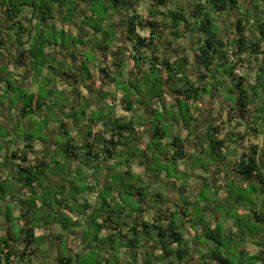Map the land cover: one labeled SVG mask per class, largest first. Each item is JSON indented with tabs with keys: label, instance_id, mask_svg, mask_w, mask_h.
Instances as JSON below:
<instances>
[{
	"label": "crops",
	"instance_id": "0c3cea01",
	"mask_svg": "<svg viewBox=\"0 0 264 264\" xmlns=\"http://www.w3.org/2000/svg\"><path fill=\"white\" fill-rule=\"evenodd\" d=\"M7 1L8 0H0V20L3 23L2 25H0V33L7 40L6 44H4V46L0 49V78H3V82H0V114L3 115V120L8 119L10 121L9 115L10 113H12L13 116L11 115V118H14L13 120L15 121V123H14V127H10V128H13L14 134H16V130H18L16 129V127L20 125V123L19 122L16 123V121L17 118L20 117V115L15 110L14 104L11 103V100L15 98V91H18L17 89H19L20 91H23L26 94L27 92L33 94L38 93L39 95L45 97L44 107L41 108L39 112L35 111L31 115L28 116L26 115L25 117H22L21 125H23L24 128L26 126L28 129L33 131V125H34L33 123L37 121L36 118L37 115L43 117V120H46L47 122H45L46 125L44 126V129L40 131L39 134L40 137H36V138L34 137L33 140L31 141L32 151L27 152L25 161H20V159L18 158H12L11 154L13 151L22 152L23 147L27 143V140L25 138L22 139L19 136H17L18 139L20 138L19 140L16 139L17 142L11 140V138L9 137L10 133H8L9 130L8 120L6 122V124L8 123L6 128L3 126V124L0 123V131L6 134V136L3 137L0 136V151L1 150L4 151V155L0 153V182L3 180L9 183H13L12 187L14 188V192L12 193L1 188L0 193H2V195L0 196V198H4L6 193L17 194L19 196V199L17 201L19 205L15 203L16 201L12 202L6 200L2 201V204H0V214H1L0 239H4L7 237L14 239L23 238V233H19L20 232L19 229L27 226V219H25V217H27V214H25V212L27 210V198L30 196V192L27 191V186L23 187L22 184H20V182H18L16 179L18 164L20 165V167H22L24 165H27V162L29 163L35 162L34 158L38 157L43 162H47L48 169L45 170L41 175V180L39 181V185L34 184V186H32V190L33 192H35L34 195H36V198L34 200V204H35L34 218L38 219V221L37 222L35 221L34 223L33 230H34V236L41 240L39 241L40 243L37 247V252L32 256H30V264H33L34 263L33 259H35L38 256V254L41 253L40 247L43 244V242L47 240V237L51 234V232L54 233V236L57 240L60 239L61 242L63 241L66 242L67 245L65 247L66 254L61 256L65 257L72 255L76 257L77 260L81 254H85L87 251L83 252L81 251V249L79 250V247H76V244L77 243L81 244V242L85 244L87 240L91 238L93 234L92 233L93 226L91 225V216H92L91 213L93 209L95 210L99 207V202L102 196H104L105 203H109V204L115 203L123 211V214H119L117 217H114L110 219L108 222L104 223L103 229L97 234V239L95 240V244L100 245V247H101L100 243L104 245L103 246L104 249L99 251L102 253H98L99 254L98 262L102 264H108L107 260H109L111 257L116 256L115 264H122L123 262L121 261V257L122 254L125 253L126 255L131 256V261H129V264H134L133 258L136 260L137 263H139L134 253L132 252L131 254L132 251L131 248L127 249L126 247L125 248L122 247V243L126 239L125 237L124 238L120 237L128 232V229L133 224L132 223L133 218L139 214L140 210H142L141 221H143L147 226H151L153 220L156 218L155 216L160 211L168 213V215H166V218H163V220L164 219L170 220L172 218L175 221V217L173 215L176 213L168 212L169 210H173L171 208L169 209L170 206L168 202L170 200L169 198L167 199V204L165 205H163V203L166 202V201L163 202L164 198L163 199L160 198L161 202L159 204L161 206L163 205V209H161V207L159 209L155 207H150L149 204H147L146 202L147 195L149 194L150 189L157 185L158 177L160 173H158V176L147 175V171H145L144 168L145 165H140L141 160H145V162H147L146 158L139 159L140 157L139 158L138 156L136 157V154L130 155L131 152L127 151L128 145L130 142H132L133 139L130 137V134H129L130 142L124 147L123 146L118 147L113 152L110 151L111 153L109 152V150L106 149V144L101 142V140H109L112 134L111 123L113 119L116 118L122 119V117H124L123 121L130 124L132 127V131L134 130L136 134H139L140 131L145 132V130H147L148 135H149V131L151 135V131L153 128V126L148 123L149 117L152 116L150 115L149 112H145L144 108L140 107L137 104H133L135 107L130 109L129 103L124 101L125 97H128V92L127 89L120 90L118 87L115 86L116 80H118V78H114L110 73H109L110 77L112 78H106L105 76L102 75V73H100V68H105V62L109 60V57H111L110 55H113L112 58L113 60L111 63L112 67L110 70L113 69V71H115V69H117L116 73H118L121 70V68L125 70L128 73V78L126 79L122 77L120 79L123 80L125 84L126 83L129 84V89H131L132 83L137 81L138 78H132V75L134 73L131 74V72H128L127 70L128 67L133 68V66L130 64L129 61L131 48H128L129 49L128 50L125 46V44L126 45L128 44L125 40L126 28L124 32H121V30L118 29L120 31L119 36L123 37L120 38V40L123 39V43L125 42L124 44L116 41L117 35L113 33L109 34L107 32H103L102 33L103 35L101 34V38L104 36V34L107 33V35L109 36L111 35L112 40L109 43V48L106 51H101L98 48V44H100L101 42L100 41L101 38H98L100 32L86 28L87 25L81 24L80 17L78 16V15L89 16L90 10L88 12L82 10H76L73 16L71 15L70 20L63 22L62 24L60 22L58 23L61 26L60 28H57V26L54 28L52 27L53 25L50 26L52 24L51 21L53 20L52 17L54 14L53 12H58L59 14V11L61 10L60 9L61 4H59L60 0H55L50 7L51 18L47 20L49 26L46 23L47 21H45L43 26H40L41 23L37 21L36 24L34 25V30L32 28H27L23 24V20L27 19V17L23 15L24 9H27V7H23V9H21V12L19 14L20 19L18 18V20L22 24L21 25L22 29L20 30L22 33L19 34L20 36L19 38H15L14 37L15 31L18 30L16 28H10L9 25H7L4 20L5 2ZM78 1L81 3V0ZM182 1L183 0H171V3H173L174 7L173 9H168L167 12L170 10H175L177 4H180L182 7L186 8L185 5L188 4L185 3L184 5H182L181 4ZM138 2H140V0L132 1L131 7L119 5L117 8H115L112 11L113 20L111 26L114 27L117 26L116 27L117 29L120 25H124V23H122L123 20H125L126 18H128L130 15L133 14L140 17L137 12ZM88 4L90 3L88 2ZM162 8L166 9L167 7L152 6V10L149 12L152 18H146V20H150V21L158 20L155 19V17L157 14H159L160 12L159 9ZM129 9L130 11H128V14H126L124 18L123 17L118 18L117 21H114L115 14H117L121 10H129ZM186 9L188 10L189 7ZM29 13L32 14L31 12ZM77 13L79 14L77 15ZM213 15H217V14L213 13L212 16ZM256 16L258 15L256 14ZM263 18L264 17H261V19L257 20L258 22L255 25L256 26L260 25V20L264 21ZM160 19L164 20L166 18L164 16V18H160ZM256 26L253 31L254 33L253 40L250 41L247 37V40H249V42H255L259 40L258 39L259 34L256 29ZM49 28L52 29L53 31H57L61 29L68 30V33H70L71 35H75L78 38L77 41L79 42V44L76 45L82 48L85 47V44H87L86 40L88 39V37L90 38L92 36L93 38L95 36L97 37V39H100L96 43V45H93V47L90 48L92 50V57H91L92 60L88 62L86 58L82 55L83 54L82 52L81 53L75 52L76 51L75 48L72 50L68 48L63 49L64 46L60 48L58 47V44H56L57 42H55L53 45L45 44L43 47V48L47 46L49 47L46 48L47 52L45 51V54L43 55V58L47 61H50L51 59L50 58L51 52L58 51L59 54H61L60 56L56 54L57 57H52L53 61H57L58 64L57 71H50L48 68L43 69L46 73V77L49 78H40L39 75L32 73L34 68L33 66H31L32 63L30 62V60L34 61L35 58L31 56L25 55L22 63L17 65L15 61L18 56V52L21 50L25 52L27 50H30L31 47L33 46L32 41L33 39L36 38L35 36L37 35V32L43 29L42 33H46V31ZM144 29L147 30L148 28L145 27ZM248 30L249 29L247 28L246 35L248 33ZM164 33H166L167 35L170 34L166 30L164 31ZM170 36H173V34H170ZM24 37H27V39H29L27 44H25L24 42L25 41V39H23ZM17 40L20 41L21 43L20 46L17 43ZM113 43L115 44L112 46ZM260 43L262 47L261 50L264 51V42L261 41ZM165 45H167V43ZM169 46L170 48L169 47L168 48L172 50L174 49L173 47L176 46V43L174 44L170 43ZM120 50L121 51L124 50V52L126 51L128 52L122 54V52H119ZM245 55H247L248 58H253L254 60L258 61L256 70L257 69L259 70L261 60L264 58V56L257 55L255 57L254 55L250 56L248 54H244L242 56L244 62L242 64H240L238 61L236 62L238 65L240 64V66H238V68L234 71V74L237 77L242 76L245 78L243 84H245L248 94L252 96V102L249 105L248 118L244 120H240L237 117V113L231 111L230 114L227 115V111L231 106L233 107L234 103L231 102L230 99L222 97L219 91L215 92L214 97L213 98L209 97V99H208V94L201 93L199 96V100L196 103L194 104L191 102L189 103L191 107L194 108L195 106L194 113L196 114L197 119L193 123L187 126H185L184 124L181 125L180 121L174 123L176 133L175 135L172 136L171 139L165 142V146L168 148L169 155L172 154L174 151L172 147V140L174 137H179L181 140L184 141L185 144L184 151H186V148H189L191 150V154H193L194 150H196V152H198L201 155L203 154V152L202 150L198 151V149L199 148L202 149L204 146H207V142L204 137V132L207 125L211 124L213 126L219 127L218 138H223L227 142L228 146L224 150L225 155L224 158L222 157V161H217V162H219L220 164L225 163L227 167H222V165H218L217 168L211 172V174H206L207 184L211 185V187H213L214 189L216 187V182L225 177L224 174L225 168H227L228 170L227 172L228 175H231L230 169L232 168L233 179L245 180L243 177H241L235 172V169L237 167V163L240 159L241 153L247 152L251 146H256L257 148V154L259 159L258 163L261 169L262 181H263L261 184L264 185V111H261L260 108L261 107L260 98H264V90L262 89L259 90V88H256L259 84V81L257 80V73L255 78H248L239 72L242 69L240 67L246 66L247 60L244 57ZM34 56H36V53ZM117 58H118V62H120V65L114 67L113 64L118 63L115 62V59ZM97 60H99L100 62L99 64H96ZM65 66H69V69L65 71L59 70L60 68ZM142 66L148 70L147 63H144ZM97 69L99 74L96 77ZM86 70L88 72L87 75L85 73ZM105 70L106 72H109V70H107L106 68ZM66 72L68 73L69 76L73 74L72 75L73 78L80 77L79 81L74 82L73 79H71L72 77L65 76ZM83 78H91L92 84L89 86V88L86 87L89 84L88 81ZM133 79L134 81L132 82ZM188 79L190 81H196L195 76L194 78H191L190 76V78ZM215 79L217 81L222 80L224 83L226 82L225 78H215ZM5 82L10 83L14 89L12 90L7 89L5 87ZM43 84H45L47 90H43ZM227 85L230 86V83H227ZM166 86L170 88L169 85ZM167 87L165 88L166 95H161V97L162 99L165 100L164 102H166L165 104L166 106L167 105L174 106L171 102V99H174V97ZM81 90H86L85 96L84 94L81 93ZM110 90L116 94L114 98L115 101L114 106L118 109L116 114L117 113L119 114H117L118 116L115 117L114 113H112L109 116L106 115L96 120L94 117H92L90 112L101 109V107L105 103L103 98L106 96V93ZM45 92H47V94H45ZM53 93L58 95L57 98L62 97L66 99L67 100L66 106L58 105L57 98L53 99L52 101ZM92 96L93 98H98L99 101L95 99H91ZM77 99L79 101L83 100L84 102L88 101V107L86 110L82 111L80 109V106L83 105L81 104L83 101L75 102V100ZM118 99L120 100L118 101ZM159 101L160 100H158L157 98H154L152 102H156V106H160L161 103H159ZM91 104H94V106H96L97 109L91 110L90 108ZM175 108H177V105L174 107V110ZM215 110L220 111L218 113V117H219L218 119L216 118V114H214ZM4 111H8L9 114H5ZM81 112H84V114L81 115ZM43 113H45V115ZM133 114L139 116L142 114L146 115V121H147L145 122L147 124L145 126L146 129L145 128L142 129L141 125L139 128L138 126L135 125V120L134 119L132 120ZM204 114H206L205 119L208 120L202 119V115ZM82 116H85V119L80 120L79 117ZM228 117L232 118L233 120H228ZM255 118L257 119L255 120ZM131 120L133 121L132 123H130ZM227 120L230 121V123L228 122L225 123ZM203 121H206V123H204ZM249 122L252 123V126H249ZM231 123L233 124L231 127L233 129L226 130V132H224V130H222L224 129L223 126L225 124L229 126V124ZM199 125L202 126L199 127ZM253 128L256 132L253 131ZM246 130H247L246 134L245 133L242 134L243 131ZM64 131L67 132L66 133L67 136H70L73 139L71 145L74 148H77L76 151H73L72 154H68L65 148L64 143L66 137ZM249 131H252L253 133L252 132L249 133ZM140 134L142 135L143 133L140 132ZM230 134H234L235 137L233 135H231L230 137ZM237 135L243 136L244 139L238 138ZM42 136L44 137L42 138ZM135 139L136 138L134 136V140ZM235 139H237L238 141L236 140L237 141L236 142ZM151 140H152V136L151 139L147 138L146 141L142 139V145H139V143L138 145H136L139 151L141 152V154L145 152V148H148L147 146L149 144V141ZM164 140L165 137L162 139V141ZM86 143H89L90 146H93L92 153L95 154L97 158L96 160L92 161V163L85 161L83 164H81L84 160L87 159L86 155H84L86 152L85 151L86 149H84ZM10 145L11 146L13 145V148L7 149ZM184 153L186 156L190 154V152L189 154H187L186 152ZM193 157L195 156H191V158ZM132 158L134 159L132 160ZM183 160H177L176 162L180 163V161ZM130 161H133V163H131L130 167H128L127 164ZM185 170H187L188 173H190L191 171L189 167L188 168L182 167L179 164V173H182ZM160 172H163L162 168ZM191 175L193 174L191 173ZM25 176H27V173ZM135 177L137 178L142 177L143 182L141 184L136 183L133 186L130 185V187H132V190L130 191L129 195L130 197L133 196L132 201L127 203H122L121 196L125 192L124 189L125 182L129 179H134ZM171 179L172 178H170L169 181H172ZM114 181H116V184H112V182ZM250 181H256V180H250ZM190 183L191 186L193 187L194 186L201 187L203 184V182H199L198 180L195 181L192 178L190 180ZM171 191H173V194H175L177 197L180 196L179 191L177 193L176 192L177 190L174 186L173 188L171 186ZM137 192H139V194ZM186 195L188 196V194ZM134 196H136L137 198H135ZM158 196H162V195L157 194V197ZM17 198H18L17 196L14 197L15 200H17ZM171 200L174 201L175 199H171ZM133 201L135 202L137 201L138 203H143V207L138 208L139 210L138 212H137V208L133 205V203H135ZM188 203H189L188 205H190V202ZM6 205L8 206L7 211L8 208L9 210L11 209L13 216L10 215V212L8 211L9 215L8 214L4 215L5 220H3L2 214L4 212V206ZM147 206L149 209H147ZM210 208L211 206L207 204L203 207L204 210H209ZM182 211L183 212L185 211L186 213L185 206L182 209ZM180 215L182 218L186 217L182 214ZM6 216L13 217L15 219L18 225L16 231H13V224L11 223L10 220H7ZM102 218L103 216L97 218L95 220V223L102 224L103 221ZM255 219L256 222H259V217L258 214L256 213H255ZM61 221H66L67 226H68V221H72L75 223V226L74 227L69 226L70 229L64 231L61 229V225H60ZM175 222L177 223V221ZM184 224L190 226L186 218L184 219ZM224 225H225L224 230H221L220 225H218V222L214 221L208 227L209 229L220 228L222 234L230 242L236 240L237 232L235 229V225L228 221ZM194 226L198 228V231H194L190 229L189 231L190 235L188 236H185L184 229L181 228V234L183 236L184 243H186V246L183 248L184 250L188 251L187 252L188 256L184 259V261L186 262L189 261V259H194L195 261H197L196 264H204L203 257L205 255L207 256L210 253V251H214L217 248V246H215L214 243L209 247L203 246L201 244H196L195 241L197 240V236L199 237L205 236L206 228L198 223H196ZM141 230H142V226L139 228L138 239H142L143 237H145L147 243L153 241V238L155 237L153 231L149 230L148 235L145 236L141 233ZM117 234H121V235L119 237L118 236L115 237ZM113 237H115V240H113L114 244L115 242L119 241L120 245L118 247L115 246L114 248V244L113 246H111V244L108 243V242L112 243V241L105 240L106 238H113ZM100 239H102L103 242H100L99 241ZM239 240L242 244H244V246L235 251L236 256L239 255L240 258L239 261L236 262L235 264L246 263L245 262L246 256H244V254L247 255V258L254 259L249 264H264V254L262 252L263 247H261V245L264 244V232L257 231L255 237L248 239L245 238V236L241 235ZM69 244H72V246L75 245L76 247L75 251L71 252L72 248L70 249L68 248ZM20 247H23V243H21ZM136 248L138 247L132 249H136ZM159 252L160 251L158 249L151 255V256L154 255V261H152L154 264L160 262V260H156V257H158ZM168 259L170 260L169 262L171 264V260L173 259L170 257ZM104 260H106L105 263H103ZM182 263L183 261L180 262V264ZM13 264H17V263H13Z\"/></svg>",
	"mask_w": 264,
	"mask_h": 264
},
{
	"label": "trees",
	"instance_id": "16d2710c",
	"mask_svg": "<svg viewBox=\"0 0 264 264\" xmlns=\"http://www.w3.org/2000/svg\"><path fill=\"white\" fill-rule=\"evenodd\" d=\"M54 1L55 0H47L42 3H37V0H30L27 2L8 0L5 2L4 20L10 28H16L18 30L15 31L14 37L19 38V34L22 33L20 31L22 29V24L18 18L23 7H27V9L33 14L34 18L37 19L39 23H41L40 26H43L45 21L51 18L50 7ZM81 1L89 2L91 4L94 2V0ZM112 1L114 8H117L119 5L121 6V2L124 3V6H132L131 0ZM150 1L152 3L151 6L153 7H167V5H170L171 3V0ZM63 2H65V0H60L59 4H62ZM236 9H239L237 0H195L193 9L191 11L182 7L180 4H177L175 10L168 11L165 14L166 19L161 21H144L134 14L130 15L128 18L122 21L126 28L125 40L131 48L129 59L137 58L142 63L141 65L148 62V70L150 71L160 70V68H162L166 72V78H164V82H160V88L162 89V86L169 85L170 88H167L172 93L176 102L182 100L187 104L190 102L193 104L196 103L199 100L201 93L209 94L210 98L214 97V94L218 91L219 86L224 83L222 80L217 81L215 79L217 78L218 71L221 68L220 71L223 72V77L225 75V79H228L230 83V100L234 103L233 107L231 106L227 111V115L230 114V111L236 112L237 117L240 120H244L249 116V105L252 102V96L248 94L245 84H243L245 78L242 76L237 77L234 74V71L238 68V66H240V64L244 62V59L242 58L244 54H248L250 56L254 55L255 57L257 55L264 56V51L261 50L262 47L260 43L261 41L264 42V21L260 20V25L256 26L259 34V40L255 42H249L246 35V30L248 27L245 15L241 14L235 19L232 25H234L236 36L234 40L231 41L233 48L230 50V55L232 58L229 59L227 55L228 52L226 51L228 45L227 43L223 42L222 37L219 35L218 31H216V29H219L215 25V20L212 14L216 13L217 15H220L223 12L233 11ZM76 10V4L71 3L68 11L72 13L76 12ZM113 27L114 26H112V28ZM145 27L149 29L148 35L140 36L138 34V29ZM42 30L43 29L37 32V35L35 36L36 38L32 41L33 46L30 50H27L26 52L21 50L18 52V56L15 61L17 65L22 63L25 55L35 58L34 55L37 49L39 50L43 48L45 44L53 45L55 43L49 41L48 38H44ZM165 30L170 34H173L177 40L182 39L184 34H189V36L193 38V42H191L193 48L190 58L192 59L196 81H190L188 79L190 78L189 73L186 70L188 57L185 55L179 56L176 52H174V49L171 50L165 47L166 43L167 45H170V42H168V39L166 38L167 34L164 33ZM109 38L110 36L107 35V33L101 38V42L98 44V48L101 51H106L109 48ZM6 41V38L0 33V49L4 46V44H6ZM17 43L20 46V41L17 40ZM157 44L161 47L157 46ZM237 61L240 63L239 65L236 63ZM226 62L229 69L225 68ZM119 65L120 62L113 64L114 67ZM142 67L137 66L135 70L136 74H140ZM66 73L65 76L72 77L71 79H73L74 82L79 81V78H73V74L69 76L68 73ZM85 73L86 75L88 74L87 70ZM100 73H102L106 78H112L110 77L109 72H106L105 68H100ZM226 73L230 75V77L226 76ZM256 73L257 80L259 81L258 86L262 85L261 89L264 90V58L261 60L260 68L259 70H256ZM83 79L88 81L89 84L86 87L89 88V86L92 84L91 78ZM0 82H3V78H0ZM5 87L9 90L14 89L13 86L7 82H5ZM161 92L162 91H158V93H156L152 98H159ZM41 97L42 95H39L38 93L33 94L27 92L26 94L24 92L22 95L18 96V100L14 105V108L19 113L21 118L25 117L26 115H31L35 111L39 112L45 105V97ZM83 114L84 112H81V115ZM228 120L233 119L228 117ZM111 124L112 134L109 140H101L102 143L106 144V149L109 150V152H113L118 147H124L127 145L130 142L129 134L132 132L131 125L124 122L123 119H113ZM253 131L256 132L254 128ZM64 133L66 137L64 143L65 148L68 154H72L77 148H74L71 145L73 139L70 136H67V132L64 131ZM39 134L40 130H37L36 124L33 125V133L25 137L27 143L23 147L22 152L13 151L11 154L12 158H18L20 161H25L27 152L32 151L31 141L33 140L34 136L40 137ZM218 134L219 127L208 124L204 132V137L207 142V146L210 149V153L212 154L210 157L215 161H222V157L224 158L225 155L224 150L228 145L223 138H218ZM231 135L235 137L234 134H230V137ZM151 136V141L153 144L160 146L162 139L165 137V133L158 126H155L152 128ZM237 137L244 139V137L240 135H237ZM184 145V141L179 137L173 138L172 147L174 151L171 155V159H173L174 162L177 160H183L185 158L186 155L184 153ZM84 149H86L84 155H86L87 159L81 164H83L85 161L92 163V161L96 160V155L92 153L93 146H90L89 143H86ZM141 157L146 158L147 152H143ZM34 159L35 162H27V165L22 167H20L18 164L16 176L17 181L20 182L23 187L27 186V191L30 192V196L27 198V210L25 212V214H27V217H25V219H27V226L19 229V233H23L22 239H14L10 237L0 239V264H30V256L37 252V247L40 243L39 241L41 240L34 236V223L35 221L37 222L38 219L34 218V200L36 195H34L35 192H33L32 186H34V184L39 185L41 175L45 170L48 169V164L47 162L40 160L38 157H35ZM258 162L259 159L257 148L256 146H251L247 152L241 153L235 172L245 180H256L262 183V174ZM145 164V160L140 161V165ZM26 173L27 176H25ZM129 190L131 191L132 187H130ZM137 193L139 194V192ZM179 195L183 196V192L180 189ZM187 197L188 196H186V198ZM188 202L189 200L184 199V206L188 205ZM138 211L139 210L137 208V212ZM141 213L142 210H140L139 214L133 218V224L128 229V234L126 233L122 236H120L121 234H117L115 236H120L122 238L125 237L126 240H124L122 243V247H137L136 244H139V228L142 226L141 233L143 235H148L149 230L153 231V234L155 235V239L153 238V241L148 242V245L150 246L151 253H154L159 249L160 252L158 257H156V260L162 261L163 259L170 257L173 260H176L177 264H180V262L184 261V259L188 256V251L184 250L183 248L186 246V243H184L183 236L181 234V224L176 223L172 218L170 220H163L165 212L160 211L155 216L156 218L153 220L152 225L147 226L143 221H141ZM91 214V225L93 226V234L91 238L95 241L97 239V234L103 229V224L108 222L110 219L117 217L119 214H123V211L115 203H105L104 196H102L99 202V207L95 210L93 209ZM180 214L185 216V211H180ZM102 216V224L95 223V220ZM60 225L61 229L66 231L69 230L71 226L74 227L75 223L68 221L67 226L66 221H61ZM221 234L222 232L220 228H213L209 231H206V238L213 242L217 248L214 251H210L207 256L205 255L203 257L204 264H230L227 257L224 256L225 254H223L220 249L224 245V240H222ZM115 237L106 238L105 240L112 241V243H108L113 246V240H115ZM101 242H103V240ZM21 243H23V247H20ZM100 244L101 247L98 244H93L91 241H89L88 244H84V250L87 251L84 255H87V260H84V263L82 264H102L98 262V252L104 249V245L102 243ZM261 247H263L262 252L264 254V244L261 245ZM92 255H96V257H92ZM244 256H246L245 264H249L254 260L253 258H247L246 254H244ZM90 257H92L93 260L89 259ZM77 260L76 257L72 255L65 257L59 256L57 258L56 264H79V260ZM90 261L94 263H90ZM105 261L106 260H104L103 263H105ZM133 263H137L135 259H133ZM144 264L154 263L152 260L148 259Z\"/></svg>",
	"mask_w": 264,
	"mask_h": 264
},
{
	"label": "rangeland",
	"instance_id": "374dc122",
	"mask_svg": "<svg viewBox=\"0 0 264 264\" xmlns=\"http://www.w3.org/2000/svg\"><path fill=\"white\" fill-rule=\"evenodd\" d=\"M16 1H30V0H16ZM44 1L47 0H37V3H42ZM131 1H137V0H131ZM113 1L110 0H94V2L90 4H88V2H82L81 3L78 0H65V2H63L61 4V10L58 12H53V20L51 21L52 24L50 26L52 27H56L60 28L61 26L58 24L59 22L62 24L65 21H68L71 19V15L73 16V14L75 12L70 13L68 11V9L71 6V3L76 4L77 10H82V11H89L90 15L89 16H82V15H78L79 13H77V15L80 17L81 20V24H85L87 25L86 28L92 29V30H96L100 32V35H98V38H101V34L103 32H107L109 34H115L116 36V41H118L119 43H123V39L120 40V38H123L122 36H119V30H121V32L125 31V26L124 25H120L117 29L115 27L112 28L111 23L113 20V13L112 11L115 9L113 7ZM188 4L185 5L186 8L189 7L188 10H192L193 6H194V0H183L181 2L182 5L184 4ZM239 3V10H233V11H228V12H223L220 15H213L214 20H215V25L216 27L219 29L216 31H218L219 35L222 37L223 42L227 43L228 48H227V52H228V57L229 59L232 58V56L230 55V50L233 48L231 45V41L235 38V29H234V25H232L235 21V18H237L238 16L242 14L245 15L246 17V21L248 22V33H247V37L248 39L251 41L253 40V36H254V29H255V24H257V20L261 19V17H264V0H238ZM47 4V3H46ZM151 1L150 0H140V2H138L137 4V12L138 15L140 16V18L142 20H146V18H152L151 14L149 13L152 10V6H151ZM90 5V7H89ZM121 6H124V3L121 2ZM80 7V8H79ZM173 3H171L170 5L167 6V8H162L159 9V14L156 15L155 19L161 20L160 18H164L166 12L168 9H173ZM54 11V9H53ZM129 10H121L119 11L117 14L114 15L115 19L114 21H117L118 18H124L126 16V14H128ZM30 11H28L27 9H24V14L27 19L23 20V24L27 27V28H32L34 30V25L36 24L37 20L34 18V16H32V14L29 13ZM29 13V14H28ZM256 14L258 16H256ZM122 15V16H120ZM20 19V18H19ZM23 19V18H21ZM264 19V18H263ZM47 25L49 26L48 21L46 22ZM2 21L0 20V25H2ZM119 29V30H118ZM56 30V29H54ZM94 30V31H95ZM149 29H144V28H139L138 29V34L140 36H147ZM89 34V33H88ZM44 38H48L49 41L51 42H57L56 44H58V47L63 49H74L75 48V52L78 53H83L82 55L86 58V60L88 62H90L92 59V50L90 48L93 47V45H96V43L100 40L97 39V37H93L92 36L86 40L87 44H85V47H80L76 44H79V42L77 41L78 38L75 35H71L70 33H68V30H57V31H53L52 29H48L46 31V33H43ZM90 36V35H89ZM113 38V35H112ZM168 40V42L174 44L176 43V46L173 47L174 48V52L177 53V55L181 56V55H185L188 57V65L186 66V70L188 73H190L191 78H194V70H193V64H192V60L190 58V54L192 53V45L191 42H193V38H191L189 36V34H184V37L180 40H177L174 35L170 36V34L167 35L166 37ZM170 38V39H169ZM23 39H25V44H27V42L29 41V39H27V37H24ZM111 35H110V39L109 42H111ZM125 43V42H124ZM123 43V44H124ZM115 43L112 44V46ZM47 45V44H46ZM57 46V45H56ZM126 48H130L129 44H125ZM157 46L161 47L160 45L157 44ZM165 47H169V45H165ZM46 48H49L48 46L45 48H41L40 50H36V56L34 61L30 60V62L32 63L31 66H33V72L36 75H39L40 78H49L46 77V73L43 69L48 68L50 71H57L58 70V64L57 61H53L52 57H57L60 56L61 54H59V52L55 51V52H51L50 53V61H47L43 58V55L45 54ZM61 50V49H60ZM59 50V51H60ZM85 50V52H84ZM91 50V51H89ZM129 50V49H128ZM47 52V51H46ZM117 52V51H115ZM119 52H122V54L127 53L128 51L124 52V50H120ZM118 52V53H119ZM55 54V55H54ZM57 54V55H56ZM108 55V54H107ZM111 57H109V60L105 62V68L107 70H109V73L114 77V78H118V80H116V84L115 86L118 87L120 90L123 89H127L128 92V97H125L124 101H126L127 103H129V108L132 109L135 106L133 104H137L140 107L144 108L145 112H149L150 115H152L151 117H149L148 119V123L150 125H152L153 127L158 126L161 130L164 131L165 133V140L162 141L160 146H156L155 144H153L152 141H149L148 144V148H145V151L147 152V157H146V164H145V171H147V175H151V176H158V183L155 187L150 189L149 194L147 195V199L146 202L147 204H149L150 207H155V208H160L163 209V205L167 204V199L169 198L170 200L168 201L170 206L169 209H173V210H169V213H176L173 216L175 217V221H177L178 224H181V228L184 229L185 232V236L190 235L189 231L190 229L194 230V231H198V228H196L194 225L196 223L202 225L203 227L206 228V231H209V227L212 222L216 221L218 222V225H220L221 230H224V224L228 221L231 222L232 224L235 225V229L237 232V238L236 240H233L232 242H230L227 238H225V236L223 234H221L222 236V240H224V245L222 246L221 251L223 254H225V257H227L228 261L230 262V264H235L236 262L239 261V255L236 256L235 251L238 250L239 248H242L244 246V244H242L240 242V236L243 235L245 236V238H252L255 237V234L257 231H261L264 232V185H262L259 182L256 181H247V180H242V179H233V175H232V168L230 169V173L231 175H228V170L227 168L224 169V174L225 177L219 181L216 182V187L215 189L213 187H211V185L207 184V179H206V174H211L212 171H214L218 165H222V167H227V165L224 164H220L219 162L213 160L210 156L212 155L210 153V149L208 148V146H204L202 149L199 148L198 151L202 150L203 154H199L198 152H196V150H194L193 154H191V150L189 148H186V152L187 154H190L186 156V158L183 161L179 162H174L173 159H171V155L172 154H168V148L165 146V142L169 139L172 138L173 135H175L176 133V129L174 127V123H177V121H180L181 125H190L191 123H193L197 118H196V114L194 113V108L191 107L190 104H187L185 101L180 100L179 102H176V100L171 99V102L174 106H166V102H164L165 100L162 99L161 95H166L165 92V88L167 86H162V89L160 88L159 84L160 82H164V78H166V72L160 68V70H147L145 69V67H142V63L139 61V59L135 58V59H130V64L133 66V68L128 67L127 70L128 72L134 73L132 75V78H138L136 82H133L134 79L132 80V87L131 89H129V84L126 83L121 80L120 78H128V73L123 70L121 68V70L116 73V70L113 71L110 70L111 69V63H112V58L113 55H110ZM247 60L246 62V66L245 67H240L242 68L241 71H239L242 75L248 77V78H255L256 77V66L258 61L254 60L253 58H248L247 55L244 56ZM236 61V60H234ZM29 62V63H30ZM115 62H118V58L115 59ZM99 60L96 61V64H99ZM147 65L149 66V63L147 62ZM138 67H142V71L140 72V74H136L135 69ZM225 68H228V64L227 62L225 63ZM69 69V66H65L60 68V71H65ZM221 68L218 71L217 74V78H222L223 77V72L220 71ZM99 72L98 69L96 71V77L98 76ZM103 75V74H102ZM104 76V75H103ZM226 76L230 77V75H228L226 73ZM37 77V76H36ZM80 78V77H79ZM225 78V75L224 77ZM259 78H263V77H259ZM126 81V80H125ZM227 83H229L228 79H226V82L223 84V86H219L218 91L221 94L222 97L231 99V95L229 94V88L230 86L227 85ZM113 86V85H112ZM259 88V90L262 88V85L257 86ZM67 88V87H66ZM50 89V87H49ZM68 89V88H67ZM43 90H47L45 84H43ZM158 91H162L160 94V97L157 98L159 101V103H161V107L160 106H156V102H152L154 98H152L156 93H158ZM250 91V90H249ZM24 92L23 91H15L16 97L14 99L11 100L12 104H16L17 100H18V96L22 95ZM81 93L86 94V90H81ZM45 94H47V92H45ZM115 93L113 91H108L106 93V96L103 98L104 100V104L101 107V109L98 110H94L91 111L90 114L92 115V117H94L96 120H98L100 117H104V116H109L110 114L114 113V116H118L116 112L118 111V109L114 106V98H115ZM58 97L57 94L53 93V99H56ZM209 94H208V99H209ZM41 98H44V96H42ZM91 99H95L97 101H99L98 98H92ZM162 99V100H161ZM120 99H118L119 101ZM83 101V100H80ZM78 99L75 100V102H80ZM260 108L261 111H264V98H260ZM66 102L67 100L64 98H57V104L58 105H65L66 106ZM74 102V103H75ZM81 104H83L82 106H80L81 110H86L88 107V101L87 102H82ZM263 104V105H262ZM69 105V104H68ZM102 105V104H100ZM177 105V108L174 107ZM137 106V107H139ZM91 110L93 109H97L96 106H94V104L90 105ZM135 110V109H134ZM198 110V109H196ZM5 114H9L8 111H4ZM217 112V113H216ZM220 111L219 110H215L214 114H216V118L218 119V113ZM45 115V113H43ZM0 123L3 124V126L6 128L7 124L9 123V130L8 133H10V138L11 140L16 141L17 136H19L20 138H25L27 135L32 134V130L28 129L26 126L24 128L23 125H21V117L17 118V122L20 123L19 126L16 127V134H14L13 128L10 127H14V123L15 121L13 120L14 118H11L12 113H10L9 117H10V121L8 120V123L6 124L7 120L4 119L3 120V115L0 114ZM13 116V115H12ZM113 117V116H111ZM132 120H135V125L138 126V128L141 125V128H145V126L147 125L145 122L146 121V115L142 114V115H135L133 114L132 116ZM206 114L202 115V119H205ZM37 121H35L33 124H36V128L37 130H42L44 129V126L46 125L45 122H47L46 120H43V117H41L40 115H37ZM79 119H85V116L79 117ZM122 119H124V117H122ZM257 118H255L256 120ZM131 120L130 123H132L133 121ZM208 120V119H205ZM144 122V123H143ZM185 122V123H184ZM204 123H206V121H203ZM230 123V121H226L225 123ZM13 123V125H12ZM27 125V124H26ZM221 125V123H220ZM232 123L229 124V126H227V124H225L223 126L224 132H226V130H232ZM149 126V125H148ZM202 125H199V127H201ZM249 126H252V123L249 122ZM140 128V129H141ZM148 128V127H147ZM28 129V130H27ZM146 129V128H145ZM243 130V129H240ZM140 132H142L143 134L141 135ZM139 134H136L135 131L133 130L130 133V137L133 138L132 142L129 143L128 145V149L127 151L131 152L130 155L132 154H136V157L138 156L139 159H143V157H141V152L139 151L138 147L136 145H142V139H144L145 141L148 139H151V135H150V131H149V135L147 130L144 131H140ZM246 131H243L242 134H246ZM252 131H249V133H251ZM253 133V132H252ZM0 136H6L4 134V132L0 131ZM134 136H135V140H134ZM142 136V137H141ZM35 138L37 136H34ZM44 136H42L43 138ZM19 138V139H20ZM18 139V140H19ZM237 139H235L236 141ZM238 141V140H237ZM236 141V142H237ZM136 142V143H135ZM133 143V144H132ZM145 145V144H144ZM143 145V146H144ZM146 147V146H145ZM13 148V145L9 146L7 149ZM2 151V150H1ZM0 153L4 155V151H2ZM8 152V150H7ZM191 156H195L193 158H191ZM170 157V158H169ZM134 158H132L133 160ZM166 160V161H165ZM136 161V160H135ZM133 163V161H130L127 166L130 167V164ZM135 163V162H134ZM182 167H186L191 170L190 173H188L187 170L183 171L182 173H179V164ZM190 164V165H188ZM143 167V166H142ZM161 168L163 169V172L161 171ZM191 173L193 175H191ZM144 176V175H143ZM172 178V181H169V179ZM194 179L195 181H199V182H203L201 187H193L191 186L190 180ZM203 180V181H202ZM143 182V178H137L135 177L134 179H129L125 182V192L122 194L121 196V202L122 203H127L132 201V197H130L129 195V186H133L136 183L137 184H141ZM175 183V184H173ZM13 183H9L7 181H1L0 182V189H5L8 192H14V188L12 187ZM112 184H116V181L112 182ZM171 186L173 188V186L176 188V192L178 193L179 189L183 192V196H176L175 194H173V191H171ZM187 186V188H186ZM11 193H6L4 198H0V204H2V201L6 200V201H16L15 203H17L19 196L17 194H11ZM185 193V194H184ZM157 194H160L162 196H158ZM186 194H188V197L186 198ZM2 195V193H0V196ZM17 196V200L14 199V197ZM3 197V196H2ZM135 198H137L136 196H134ZM160 198H164L163 205L161 206L159 203ZM171 199H175L174 201H172ZM184 199L189 200V202H191V205L185 206L186 208V213H185V218L187 219L188 223L190 226L184 224V219L182 218L180 215V211H182V209L184 208ZM135 202V201H133ZM13 204V203H12ZM18 204V203H17ZM210 205L211 208L209 210H204L203 207L205 205ZM19 205V204H18ZM133 205L136 208H140L143 207V203H138L137 201L135 203H133ZM13 206V205H11ZM7 205L4 206V212L2 214L3 220H5L4 215L8 214V211L10 212V215L13 216L11 209L7 211ZM57 207V206H56ZM58 208V207H57ZM20 209V208H18ZM146 209V208H145ZM147 209L148 206H147ZM151 213V212H150ZM255 213L258 214L259 217V222H256L255 219ZM1 215V214H0ZM153 215V213H152ZM166 215H168V213H165V217L163 216V218H166ZM147 216V215H144ZM7 217V220H10L11 223L13 224V231L17 230V223L15 221V219L13 217ZM169 217V216H167ZM199 234V233H197ZM234 237V236H233ZM65 239V238H64ZM91 241L93 244H95V241L90 238L86 244H88V242ZM100 242L102 241V239L99 240ZM196 244H201L203 246H207L209 247L210 245H213V242L209 241L205 236L203 237H199L197 236V240L195 241ZM119 241L115 242L114 244V248L115 246L118 247ZM138 248L136 249H132L131 248V254L132 252L134 253L136 259L139 261V263L137 264H143L145 263V261L147 259H151L152 261H154V255L151 256L153 253H151L150 250V246L148 245V243H146V238L143 237L142 239H139V244H136ZM66 242L63 241L61 242L60 239L57 240L54 236V233L51 232V234L47 237V240H45V242H43V244L40 247V251L41 253L38 254V256L33 259V264H55V261L57 260L58 256L64 255L66 254ZM76 247H79V250L81 249V251L85 252L84 250V243L81 242V244L77 243ZM75 245L72 246V244L68 245V248H72V251H75L76 249ZM81 247V248H80ZM125 248V247H123ZM128 249V248H127ZM152 249V248H151ZM261 249V248H260ZM226 250V251H225ZM80 252V251H79ZM158 252V251H157ZM156 252V253H157ZM98 253H102V252H98ZM95 254V253H94ZM97 255V254H96ZM96 255H92V257H96ZM262 255V254H261ZM87 255L81 254L79 260V264L84 263V260H87L86 257ZM92 257H90L89 259H92ZM99 257V256H98ZM134 259V258H133ZM199 259V257H198ZM77 260V261H78ZM93 260V259H92ZM98 260V259H96ZM95 260V261H96ZM115 260H116V256L111 257L109 260H107L108 264H115ZM121 261L123 262L122 264H129V261H131V256L126 255L125 253L122 254L121 257ZM170 260L168 258L158 262L157 264H170L169 262ZM176 262V263H175ZM197 261H195L194 259H189V261H183L182 264H196ZM90 263H94L91 262ZM171 264H177V261L175 260H171Z\"/></svg>",
	"mask_w": 264,
	"mask_h": 264
}]
</instances>
